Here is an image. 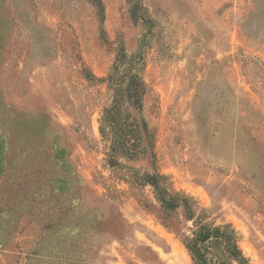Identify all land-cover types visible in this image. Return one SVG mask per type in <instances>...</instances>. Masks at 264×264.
Listing matches in <instances>:
<instances>
[{
  "label": "rangeland",
  "instance_id": "1",
  "mask_svg": "<svg viewBox=\"0 0 264 264\" xmlns=\"http://www.w3.org/2000/svg\"><path fill=\"white\" fill-rule=\"evenodd\" d=\"M133 1L0 0V264H264V0ZM121 50L134 158L100 133ZM199 224L238 255L194 256Z\"/></svg>",
  "mask_w": 264,
  "mask_h": 264
},
{
  "label": "trees",
  "instance_id": "2",
  "mask_svg": "<svg viewBox=\"0 0 264 264\" xmlns=\"http://www.w3.org/2000/svg\"><path fill=\"white\" fill-rule=\"evenodd\" d=\"M127 1L131 4V19L136 22L138 19L136 3L133 0ZM108 82L114 91V98L110 105L103 110L100 119V133L102 136H109L110 138L109 155L111 158L118 154L134 158L140 153H144L150 145L146 122L139 114L144 82L139 74L138 62L135 57L129 56L121 50L115 58L112 72L108 76ZM130 109L135 110L137 115H132ZM159 177L156 174H147L145 181L157 187ZM184 199L189 200L188 197ZM160 201L164 209L167 207L172 209L180 205L177 194L170 195L167 200L160 198ZM188 218L194 219L191 214ZM195 236L194 244H186L194 256L200 257L201 255L197 242L206 243L211 238L222 242L232 256L238 255L231 235L222 226L199 224Z\"/></svg>",
  "mask_w": 264,
  "mask_h": 264
},
{
  "label": "water",
  "instance_id": "3",
  "mask_svg": "<svg viewBox=\"0 0 264 264\" xmlns=\"http://www.w3.org/2000/svg\"><path fill=\"white\" fill-rule=\"evenodd\" d=\"M210 247L219 255L221 256V250L217 244L216 241H214L212 238L209 240Z\"/></svg>",
  "mask_w": 264,
  "mask_h": 264
}]
</instances>
